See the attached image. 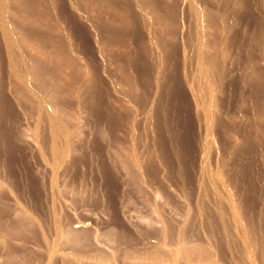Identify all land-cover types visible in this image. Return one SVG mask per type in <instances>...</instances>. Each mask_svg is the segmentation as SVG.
Here are the masks:
<instances>
[{
	"label": "rangeland",
	"instance_id": "obj_1",
	"mask_svg": "<svg viewBox=\"0 0 264 264\" xmlns=\"http://www.w3.org/2000/svg\"><path fill=\"white\" fill-rule=\"evenodd\" d=\"M29 1L32 8L41 11L40 16L34 18L14 0L9 1L17 26L26 34L30 33L34 37L32 41L44 46L48 54L53 53L54 47L41 43L40 39L47 42L49 38H59L64 46H71L68 55L83 60L87 58L96 79L93 88L83 91L77 67H58L53 57L41 59L28 47L29 42H25L21 45L22 51L42 65L46 84L41 87L34 82L24 89L8 72L0 37V230L3 229L0 264L6 262L8 251L17 263L32 264V260L39 257L42 262L38 263L44 264L50 246L57 255L58 261L54 264H79L71 260L74 252L78 257L92 261L93 257H100L99 253L107 256L110 250L116 252L118 264H129L124 256L127 251L161 252L160 257L162 255L163 262L168 264L167 259L168 262L169 258L172 259L169 253L180 244L186 246L188 258L193 256L192 259L179 256L176 264H196V259L200 264H234L229 255V250L233 254L239 245L237 239L233 240L235 235H231L234 225L223 203L218 205L221 202L217 204L218 200H214L212 194L211 180L217 170H220L217 173L233 200L242 207L243 223H247L253 241L258 239L264 246V0H194L198 7L210 12V19L200 29L192 13L181 7V1L173 0L177 7L178 29L175 39L169 40L172 54L165 51L166 45H157L161 34L160 29L155 24L153 26L154 18L146 16L143 22L137 19V31L129 36L127 53L117 49L115 43L112 46L114 57L124 60L129 78L136 82L135 87L122 82L119 77H112V84L105 80L99 57L93 56L87 45L86 39L90 35L85 31L86 26L78 23L68 10V0ZM159 1L164 4L161 5L164 10L171 2ZM80 4L84 5L83 2ZM55 5H59V12ZM48 22L59 24L62 27L60 33L46 31L42 24ZM107 22H111L109 28L103 27L102 23L106 21H99L97 36L101 40H107L111 30L113 37L119 31L116 21ZM146 23L149 24L150 38L146 34ZM181 27L185 31L182 36ZM151 38L154 42L150 41ZM200 38L208 44V54H214L221 67L220 88L213 93V110L217 119L209 145L201 128L203 119L194 113L190 93L184 85L185 77L189 80L191 76L189 59L193 55L192 49ZM184 49L187 63L182 56ZM33 93L49 101L55 97V101L50 102L51 109L69 117V126L77 127L83 138V146L80 145L73 155L67 171L59 177L54 188L53 198L66 204L64 211H60L58 205L51 206L47 186L50 179L47 175L43 177L41 160L32 152L30 139L27 147L20 141L22 137L27 139L37 121L38 108ZM39 127V132L46 136L45 123ZM109 138L114 141L111 144L114 146L108 143ZM131 138L136 140V149L142 156L141 173L127 161L131 152L113 148L128 144L126 141ZM202 152L206 153L203 155ZM202 155L204 167L199 161ZM220 209L227 218L217 217ZM25 214L37 221L35 228L22 222ZM61 216L62 221L70 216L71 221H89L91 225L88 223L87 228L89 233L97 235L99 251L94 247L88 250L83 242L75 250L71 244L59 239L55 222L61 220ZM23 224L25 235L19 238L16 230ZM192 249H197L195 254Z\"/></svg>",
	"mask_w": 264,
	"mask_h": 264
},
{
	"label": "bare ground",
	"instance_id": "obj_2",
	"mask_svg": "<svg viewBox=\"0 0 264 264\" xmlns=\"http://www.w3.org/2000/svg\"><path fill=\"white\" fill-rule=\"evenodd\" d=\"M9 1L10 0H0V37L2 39V42H3V45H4V49H5V53H6V57H7V69H8V72L14 78L15 82H18L19 84H21V86L24 89H28L29 86L32 83H34V82L36 84H39L41 87H44L45 84H46V80H45V77H44V74H43L44 70L42 68V65H40V63L37 62L38 60H34L33 58H31L29 55L23 53V51H22V47H21L22 43L29 42V43H27L28 47L33 52L39 54L41 59H43V58H51L52 59V57H53V60H56V63L58 64V67H65V68H72L73 66L77 67L78 76L83 81V87H82L83 91L87 92L91 88H93L94 82H95L94 80L96 78H95V73H93L92 69L90 68V64L86 60L87 58L85 60H83V59L75 58V57H72L71 55H68V53H70L71 50H72L71 46H69V45H67V47L64 46L62 41H60L59 38L53 39V40L52 39L50 40V38H49L50 41L48 40L47 42L44 41L43 39L39 40L41 43H43V42L45 44L48 43V44L52 45V47H54L55 53H54V51L51 54L46 53L47 51L45 52V49L43 48L44 46L41 47L39 45L40 43L38 44V42L37 43L33 42L32 40L34 39V37L32 35H30V33L26 34L14 22L13 18L15 16V14H14V12L12 10L13 8L10 6ZM68 1H67L68 10L74 15V17L78 21V23H80V24L83 23V25L86 26V27L84 26L85 29H86L85 31L88 34V36L90 35V37H89L90 38V42H89L88 36H87L88 39H86V42L88 41L87 45H89L88 47L90 48V52L92 53V55L93 56L96 55V57H99L98 59L101 61L100 62L101 63V68H100L101 69L100 70L101 74H102V76H104L105 80L108 81L109 84H112V82H113V80L111 79L112 77H115V78L119 77V79L122 82L128 84L129 86H131V87H135L136 86L135 85L136 82L134 83V81L131 80L129 78L128 74H127V69L128 68H127L126 64L124 63V60L121 59V60H123V61H121V60H119V59L114 57V53H112L113 52V50H112L113 47L112 46L115 43L114 46H116L117 49H119L120 51L121 50L124 51V53H127V51H128L127 42L131 38L129 36H131V34L133 35L135 33V31H137L136 30L137 19H138V21H139V19H140V21H142L144 19V17H146V16L148 18H150V16L153 17L154 21H155V23H153V26L155 24V26H157L160 29V34H161V36L158 34L159 35L158 36L159 37V42L157 43V45L159 47H161L164 44V46L166 45V50L165 51H168L171 54L173 53L172 52L173 50L171 49L172 44L169 43V40H172V39L174 40L175 39V36H177V35H175V31H176V28L178 29V27H177L178 23L176 22V13H177L176 12V8L177 7H176L175 2L173 0H166V1H171V2L170 3L168 2L169 4L166 6L165 10L161 6V5H164V4H161L159 0H132L133 4L131 3L132 2L131 0H72V1H69V2ZM178 1H181V7L183 9H187L188 10L187 12L192 13L191 15H193V17H194V19L196 21V24L198 26V29H200L201 27H204L203 26L204 23L207 22V20L210 19V15H209L210 12L205 10V9H202V8L198 7L194 0H178ZM14 2L17 3L18 5H20V7H22V9H24L25 11L30 12L31 15L34 16V18L36 16H40L41 11L39 12L37 9L32 8V6L29 4V2H30L29 0H14ZM80 2L81 3L83 2L84 5L80 4ZM178 3H180V2H178ZM57 4H59V3H57ZM59 5H55V8H56L57 12H59V9H60ZM80 5H81V7H80ZM113 14H114V17L112 16ZM69 17H70V14H69ZM104 17H105V19H104ZM113 18H114V20H113ZM100 20L101 21H103V20L106 21V23H102L104 25L103 27H105V28H109L108 25H110V23H111L110 21H113V22L116 21V23H118V25H119V31L115 32L116 36L113 37V32L111 30V32L109 33L108 39L107 40H101L97 36V31H98V28H99L98 24H99ZM73 21H72V23H73ZM107 21H109L110 23H108ZM37 25H40V23L37 24ZM42 25H43V27H46V29H47L46 31H48V32L50 31V32H53V33H56V34L60 33L61 28H62V27H60L59 24L56 25V24H51L49 22L46 25L44 23ZM138 25H139V23H138ZM144 25H145V23H144ZM146 25L148 26V28L146 29V34H147V37L150 38V36H149V34H150L149 33V30H150L149 24L146 23ZM38 28H39V26H38ZM158 28H156L157 31H158ZM137 29H139V28H137ZM139 30H141V29H139ZM106 31H108V29ZM154 32H156V31H154ZM103 33H104V31H103ZM184 33H185V31L182 28L180 30V35L181 34L183 35ZM137 35L139 36V34H137ZM32 37H33V39H32ZM103 39H106V37L103 38ZM135 39H137V38H135ZM116 41H118V42H116ZM150 41L154 42L152 40V38L150 39ZM158 46H156V47H158ZM46 47H47V45H46ZM208 48H210V47L204 41L203 38L198 39L196 47H194V49H192L193 55L190 56V59H189V61H190L189 62L190 75L191 76H190L189 80L187 79V77H185L187 81L184 82L185 83L184 85H186L185 87L187 88V90L190 93L191 100H192L193 106H194V108H193L194 109L193 110L194 113L196 114V116L199 115V117L200 118L202 117V119H203V126L201 128H203V131H204L203 134L205 135V138H207L206 140L208 141V145H209V138H211L213 136V134H214V128H215L216 119H217V114H216L215 110H213V98L215 99V97H213V93L215 91H219V88H220L219 85H220V81H221V74H220L221 70H219V69H221V67L218 64V62H217L218 59H216L214 54H208ZM87 50H88V48L86 49V51ZM81 51H83V50H81ZM170 53H169V56H170ZM186 53H187V51L184 49V51L182 52V56H183V60H185V62L187 60ZM84 55H86V54H84ZM126 55L127 54H125V56ZM86 56H88V55H86ZM89 61L92 62L91 60H89ZM160 61H162V60H160ZM181 62H182V60H181ZM42 63H43V61H42ZM94 64L98 65L96 63H94ZM95 67H94V69H95ZM113 68L114 69L117 68V69L115 71H113L112 70ZM154 75H155V73H154ZM118 84H119V82H118ZM112 89L115 91L114 88H112ZM129 89H130V87H129ZM154 89H155V87H154ZM135 90H136V95H137V89H135ZM22 91H23V89H22ZM23 92H25V91H23ZM79 94H81V93H79ZM33 95H34V100H35V102L37 104V108H38L37 121L35 120L36 124L34 125V127H32V131H30L31 133L29 132L27 139L22 137L21 140L20 139L19 140L22 142V145L24 143V145L27 147V145L29 146V144H30L27 141H29V139H30V142H31V145H32V148H33L32 152L37 153V155L39 156V158L41 160L40 163H41V167H42L43 177H46V175H47V177H49V179H50V180L47 179L48 181H50V182H48V184L49 183L50 184L49 185L46 184V185L49 187V192L51 194V197L49 196L52 199L51 200V203H52L51 206L55 207L56 205H58L59 206L58 209H60V211H62V210L64 211L66 209V204L62 203L63 202L62 200H60L61 203H58L59 199L56 202L57 198L56 199H54L55 197L53 198V194H55L54 193V188L57 186L56 182L57 183L59 182V180H58L59 177L67 171L73 155L76 152H78L77 150L80 149V145H82L81 142L83 141V138L78 133V131H77L78 128L77 127L73 128V127L69 126V123H68V121L70 120V119H68L69 117L67 118L66 115L64 117L63 113H61L62 114L61 115V114H59L56 111L51 109L53 106L51 105L50 102H52L53 100L55 101V99H54L55 97H53V99L50 97L52 99V101H49V99L46 100V99H44L45 97L43 98V97H41V95L40 96L39 95H35L34 93H33ZM82 95H83V93H82ZM154 96H156V95H154ZM132 98H133V96H132ZM54 104H55V102H54ZM43 122L47 126V131L48 132H47L46 136L42 135L39 132V128H40L39 125L41 123H43ZM118 140H120V139H118ZM109 142H110V145H111L114 141L112 142L110 140V138H109L108 139V143ZM126 142H128V144L125 143L124 145L115 146L113 148H115L116 151L118 149V150H123V151H126V152H131L130 156H127L128 157L127 161L132 162V164L139 170L137 172L141 173L142 172V168H143L142 167V162L143 161L141 160L142 156L141 157L139 156L138 149H136V146H135L136 140L134 138H131L130 141H126ZM119 144H121V143H119ZM206 144H205V146H208ZM111 146H114V145H111ZM29 148L32 149L31 147H29ZM141 148H142V146H141ZM106 149H107V147H106ZM206 152H202L201 154L206 153ZM142 153H143V151H142ZM203 155L199 158L201 167H204V162H205V158H204ZM122 159H120V160H122ZM144 160H145V158H144ZM123 163L126 166V161L125 160L123 161ZM219 171L217 170L214 173V175L212 176L213 179L211 178L212 179L211 182H213V188H212L213 189L212 190L213 193H212V191H211V193L216 198V199H214V197H213V199L214 200H218V202L216 201L217 204L221 202V204H218V205H222V203H223L224 207L226 208L225 210L228 212L229 216L227 214L226 215L228 216V218L229 217L231 218V221H232V223L234 225V229L232 230V231H234V233L231 232L232 234L231 233L230 234L233 235V236L235 235L234 237H236V238H234L233 240L237 239L239 245H238V250L235 253H233L234 255L231 254V252L229 250V255H230L231 261H233L234 264H264V249H263L264 246H262V244L257 241L258 239H256V241H253L254 237L252 238V234H251L252 232L250 233V231L248 230V228L246 226L247 223L246 224L243 223L244 222L243 221V216H242V211L243 210H241L242 207L240 208L239 204H237L235 202L236 200L235 201L233 200L232 195L230 194V192L226 188L223 180L221 179V176L217 173ZM35 172H36V170H35ZM211 182L208 181V183H211ZM64 184L62 183V185H64ZM198 184L202 185L201 183H198ZM43 186H45V185H43ZM198 188H199V190H201L200 187H198ZM46 192H48V191H46ZM156 194H157V192H156ZM48 195H49V193H48ZM57 196H59V195H57ZM218 205H217V208H218ZM214 208H215V206H214ZM121 209H122V207H121ZM118 210H119V208H118ZM58 211L56 213H59ZM112 212H114V211H112ZM218 215H219V216H217L218 218L219 217L220 218L226 217V216H224V212L221 209L219 210ZM67 216H69V215H67ZM62 217L63 216H61V220H58V222L54 221L55 222V231H57L56 232L57 234L56 233L55 234L60 236V237L58 236L59 239H62L63 241H65V243L71 244L70 246H72V248H74L75 250H78L77 248H79V245L84 243L86 246L89 247L88 250H90V247L91 248L94 247V248L97 249L96 251H99L98 250V243H97V241H98L97 235H95V233L94 234L93 233H89L90 230H88V228H87L89 221H87L88 223H86L84 221L83 222L82 221H71L70 220L71 216L69 218H67L66 221H62ZM22 219H23L22 222H24L27 227L31 225V228H32V227H34V226L36 227V225H38L37 221L33 217L28 215V214H25ZM68 220H69V222H68ZM227 223L229 224V222H227ZM18 227H19V229L16 230L17 235L20 236V237L19 236L18 237L19 238L24 237V235H25L24 234L25 233L24 230H26V227L24 226V224L22 226L20 225ZM124 228H125V226H124ZM223 228L227 229L226 227H223ZM2 230H0V234H1ZM27 230H28V228H27ZM95 231H97V230H95ZM162 232H164V230ZM96 233L98 234V232H96ZM53 239H54V237H53ZM163 239L164 238L162 237V240ZM32 240H33V238H32ZM41 240L43 241L44 239H41ZM46 240L47 239H45V243H46ZM102 240H103V238H102ZM119 242H121V241H119ZM122 243H124V241ZM99 246L101 247V245H99ZM118 246H119V244H118ZM164 246H165V244H164ZM184 246H185L184 244L183 245L180 244V245H178L176 247L175 250H173V253H169V254H171L170 257L172 258L171 260L169 258V262L171 264H176L177 261H178V257L179 256H186L188 258V256H187L188 251H187V249L184 248ZM103 247H102V249H103ZM119 248H120V246H119ZM156 248H158V247H156ZM192 248H193V246H192ZM47 249L48 250L46 252V256L44 257L45 258V262L44 261L43 262H44V264H54L56 262V260H57L56 252L54 251L53 248H51V246L49 248H47ZM106 249H108V248H106ZM117 249H118V247H117ZM158 249H160V248H158ZM189 249L191 250V248H189ZM41 250H42V248H41ZM118 250H117V252L119 253L120 250L119 251ZM161 251H162V249H161ZM196 251H197V249H192V253L193 254H195ZM204 251H205V249H204ZM9 252L10 251H8V257H7L6 262L5 263L3 262V264H24L23 262L22 263L15 262L14 258L11 257L12 255ZM92 252L95 253L94 251H92ZM160 253L157 252V253H151L150 254L149 252L147 253L146 251L144 253H140V252L139 253H133V252L127 251V252L124 253L125 255L122 254V256L123 255L126 256V261H128V260L130 261L129 264H165V262H163L164 258L162 259V255L160 257ZM192 253H190V254H192ZM199 253H200V251H199ZM197 255H199V254H197ZM83 256L84 255H82V257ZM93 256H94V254H93ZM99 256L100 257L97 256L96 258L93 257L94 259H92V261L89 259L90 260L89 261L88 259L85 260L84 258L78 257V255H76V252H74L71 255V257H72L71 260H72V262H76V263H79V264H118L117 261L119 259L117 260L118 256H116V252H113V251L111 252V250H110V252H109V254H107V256H104L101 253H99ZM192 256H190L191 259H192ZM199 256H198V258H199V261H200L201 258ZM58 257H60V255ZM24 258L27 259L28 257H24ZM61 258H62V255H61ZM187 258H186V260H187ZM190 258H188V259H190ZM39 259L40 258L38 257V259L35 258L34 260H32V264H37L39 261H41ZM29 260H30V258H29ZM71 260H70V262H71ZM186 260H184V261H186ZM209 260H210V258H209ZM187 261L189 262L191 260H187ZM59 262H61V260ZM166 262L168 264H170L168 262V259H167ZM195 262H196V264L199 263V262H197V259H196ZM122 263H123V261H122Z\"/></svg>",
	"mask_w": 264,
	"mask_h": 264
}]
</instances>
